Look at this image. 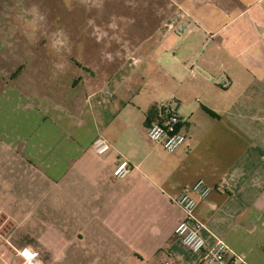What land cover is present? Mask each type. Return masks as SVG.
<instances>
[{
  "label": "crops",
  "instance_id": "crops-1",
  "mask_svg": "<svg viewBox=\"0 0 264 264\" xmlns=\"http://www.w3.org/2000/svg\"><path fill=\"white\" fill-rule=\"evenodd\" d=\"M154 6L150 33L65 34L64 64L0 55V264L24 249L44 264H200L173 235L174 200L199 180L206 248L264 264V0ZM164 105L186 136L173 153L147 138Z\"/></svg>",
  "mask_w": 264,
  "mask_h": 264
},
{
  "label": "rangeland",
  "instance_id": "rangeland-1",
  "mask_svg": "<svg viewBox=\"0 0 264 264\" xmlns=\"http://www.w3.org/2000/svg\"><path fill=\"white\" fill-rule=\"evenodd\" d=\"M154 5L155 0H0V55L15 62L28 50L29 63L64 64L65 34L150 33Z\"/></svg>",
  "mask_w": 264,
  "mask_h": 264
},
{
  "label": "built area",
  "instance_id": "built-area-1",
  "mask_svg": "<svg viewBox=\"0 0 264 264\" xmlns=\"http://www.w3.org/2000/svg\"><path fill=\"white\" fill-rule=\"evenodd\" d=\"M179 124L180 120L176 110L164 105L158 112V119L149 126L147 138L152 144L162 147L168 153H173L186 140V136L178 130ZM92 150L96 155L103 156L111 150V145L104 138L97 137L92 142ZM128 172L129 162L121 159L116 163L113 177L123 178ZM212 190L210 186L199 180L184 189L175 198L174 203L184 212V219L176 226L173 235L189 251L193 253L205 252L204 259L200 264H246L241 257L228 256L230 250L223 240L217 239L213 248H206V243L200 234L201 225L195 219V211L198 204L205 200ZM15 257L20 258L21 261L12 264H44L38 260L36 253L27 249L17 251ZM163 264L177 263L167 257Z\"/></svg>",
  "mask_w": 264,
  "mask_h": 264
}]
</instances>
